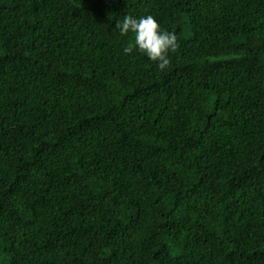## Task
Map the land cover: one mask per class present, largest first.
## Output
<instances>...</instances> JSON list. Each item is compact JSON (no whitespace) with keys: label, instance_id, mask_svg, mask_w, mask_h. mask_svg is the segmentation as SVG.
<instances>
[{"label":"trees","instance_id":"trees-1","mask_svg":"<svg viewBox=\"0 0 264 264\" xmlns=\"http://www.w3.org/2000/svg\"><path fill=\"white\" fill-rule=\"evenodd\" d=\"M0 264H264V0H0Z\"/></svg>","mask_w":264,"mask_h":264},{"label":"clouds","instance_id":"clouds-1","mask_svg":"<svg viewBox=\"0 0 264 264\" xmlns=\"http://www.w3.org/2000/svg\"><path fill=\"white\" fill-rule=\"evenodd\" d=\"M121 36L131 34V42L123 47V53L129 54L134 49L143 53L149 60L156 62V67L165 70L170 63L169 53L178 47L177 36L166 30L151 14H125L115 24Z\"/></svg>","mask_w":264,"mask_h":264}]
</instances>
